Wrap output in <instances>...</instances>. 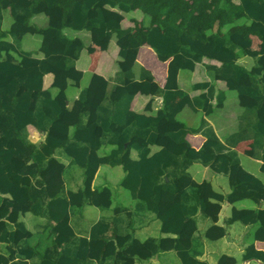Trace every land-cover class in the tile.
<instances>
[{
	"label": "trees",
	"instance_id": "obj_1",
	"mask_svg": "<svg viewBox=\"0 0 264 264\" xmlns=\"http://www.w3.org/2000/svg\"><path fill=\"white\" fill-rule=\"evenodd\" d=\"M234 1L0 0V264H131L134 259L149 261L166 250L161 238L141 241L131 234L130 219L123 222L118 217L120 210L112 220L98 221L88 236L76 234L71 219L86 204L101 210L113 205L110 188H93L103 165L123 168L122 186L138 202L136 212L154 214L161 222V233L176 236L171 241L181 264H208L201 259L204 238L218 241L226 235V229L218 225L222 203L250 200L264 205V183L246 171L234 149L250 142L246 155L264 162V0H238V6ZM99 6L124 14L138 12L143 19H134L135 25L126 28L116 20L106 21ZM95 9L97 16L92 17ZM6 11L13 19L7 32L3 30ZM41 14L48 18V27H32L30 20ZM64 29L85 31L92 40L106 43L114 37L119 48L116 84L107 85L93 124L89 122L102 80L99 74H92L80 90L68 121H60L68 110L69 86L80 88L84 75L76 68L84 42L65 35ZM27 34L41 36V58L23 49ZM253 37L260 46L252 54L254 66L248 69L239 63L238 50H249ZM142 46L168 63L166 83L154 94L163 100L155 114L132 110L135 97L151 95L154 82L144 68L136 78ZM205 58L221 64L210 67L209 75L214 81L219 76L236 92L242 109L238 130L225 140L206 119L197 130L177 119L187 106L210 117L226 100L210 82L198 84L196 90L201 93L194 98L181 89L179 73L193 71ZM47 75L53 76L49 88L45 87ZM31 126L45 133L43 142L30 140ZM99 127L101 136L96 134ZM61 129L67 131L66 138L55 135ZM162 130L166 144L154 151ZM200 133L206 140L194 151L188 136ZM104 146L112 149L102 156ZM197 162L226 175L231 192L219 194L208 184L201 196L197 187H185L183 180ZM70 166L83 170V183L76 191L66 192L64 174ZM162 192L181 193L180 201L164 214L160 211ZM199 213L210 226L204 234L184 237L186 227ZM28 214L42 219L39 225L35 222V230L22 221ZM241 221L256 225L259 214ZM127 236L124 247L119 248V239ZM243 257L264 264V251L254 243ZM216 264L238 262L222 255Z\"/></svg>",
	"mask_w": 264,
	"mask_h": 264
},
{
	"label": "crops",
	"instance_id": "obj_2",
	"mask_svg": "<svg viewBox=\"0 0 264 264\" xmlns=\"http://www.w3.org/2000/svg\"><path fill=\"white\" fill-rule=\"evenodd\" d=\"M101 8L103 15L106 21L116 20L118 21L123 27H131L134 24V19L141 21L143 18L138 14V12H133L129 14L120 13L116 10L110 9L105 6H99ZM92 17L97 16V10L95 9L91 13ZM33 35V34H30ZM78 37L82 39L85 45V49L83 50L80 58L76 62V68L83 72V79L81 81L80 88H76L74 86H69L68 88V110L61 115L60 121L62 123H66L69 117V111L73 106L74 101L78 98L79 92L82 88L86 87L88 84L92 74H99L102 76V80L100 86L97 91V96L94 100L91 117L89 124H93L96 122L97 119V109L99 104L102 102L106 90L107 85L110 84V87L115 85V76L118 73V68L115 67V64L119 62V48L116 42V39L112 37V39L106 43L104 41H94L91 39L90 34L85 31H79ZM254 45L256 47L260 46V41L258 38L253 37ZM257 49V50H258ZM257 50H248L247 55L253 54L254 51ZM42 57V54L39 58ZM221 64L217 61L210 60V59H203L201 63H197L195 69L193 71L183 70L179 73L178 82L182 90L187 92L191 98L197 97L201 91H197L196 87L198 84L203 82H210L214 85L216 93H224L226 95V100L222 105H219L215 113L210 117H205V115L201 111H195L191 107L187 106L177 117L178 122L184 126H186L190 130H197L201 127L202 122L206 119L209 124L213 127L217 135L221 140H225L231 134L235 133L239 127V116L242 113V109L240 108L239 101L237 94L234 91H231L228 88V85L223 79L216 77L215 81L210 77L209 70L210 67H219ZM141 68L148 70L154 77V82L152 84L151 95H137L132 103V110L136 113H143L145 111H149V113L155 114L159 109H161L163 105V100L161 97H156L155 91L158 87H163L166 83L167 79V69L168 63L162 62L154 50H152L148 46H142L138 52L137 57V64L135 67L136 78L139 79L142 75ZM198 71H204L206 74L205 78L206 81L203 82H196L195 75ZM52 75H47L45 78V87L49 88L53 82L51 79ZM86 80V82H85ZM52 81V82H51ZM51 83V84H50ZM119 93V90L114 93V97ZM236 98H234V96ZM237 101V102H236ZM167 129L170 126H165ZM170 130V129H169ZM67 131L65 129H61L59 132H55V135L60 138H66ZM96 134L101 136L102 129L99 127L96 130ZM29 135L30 140L33 143H41L45 139V133H41L37 131L34 127H29ZM190 144L192 146V150L198 151L203 144L205 143L206 138L200 134H190L188 136ZM138 139H135L137 141ZM167 135L164 130L161 131L157 141V147L155 150L163 147L166 144ZM250 142H243L240 143L234 149L238 151L241 156V163L242 166L251 173L252 175L256 176L262 180L258 173L264 174V162L258 159L251 158L246 155V151L249 149ZM135 155V153L133 154ZM243 157H246L248 160L246 162L247 167L244 165ZM122 168V167H121ZM102 167L98 170V173L93 182L94 187L99 173ZM123 169V168H122ZM125 175V174H124ZM225 179H227L228 184L229 180L228 177L224 174H217L212 171L209 167L203 166L201 163H194L189 169V177L183 180V184L185 187H197L199 189L200 195H204L207 185L210 184L214 191L222 195H228L231 192L230 185H226ZM123 181V180H122ZM69 184L70 187H77V189L81 186L82 180L78 179L76 182L72 178H70ZM65 183L66 192H68L69 186ZM80 184V185H78ZM122 185V183H121ZM113 195V192H112ZM181 193L180 194H171L169 192H162L161 194V202H160V211L164 214L168 211L171 206L180 201ZM113 200V199H112ZM246 201H240L235 204L229 203H222V210L219 215L218 225L222 226L226 229V235L224 238L218 241H210L211 243H219L218 247L213 246L209 243V240L202 242L203 245V255L202 260L207 262L208 264H216L219 258L222 255H230L233 256L237 260V256H242L241 264H262L259 261L254 260H244V252L246 248L251 245L255 244L256 248L259 250L264 251V205L263 204H256L252 201V206H246ZM116 210H120L118 212V217L122 216L124 221L128 223V217L130 219L131 225V234H133L137 239L141 241H145L148 238H161L165 240L166 250L162 252H175L173 249V244L171 239L175 238V235L171 234H162L161 233V222L156 217L153 218V215L149 213L143 214L140 211L136 212L135 202L128 203L124 207H117L113 205L110 209L101 210L100 208L90 206L86 204L82 211L76 213L71 220L73 227L76 231L78 236H88L91 232L93 226L100 221L102 218L112 220L116 217ZM257 212L259 214V222L255 224H244L241 219ZM82 214V215H81ZM22 221L26 223L30 230L36 229L37 225L41 224L42 219H34L32 215L28 214L22 218ZM88 221L89 226L86 228L85 231L82 230L83 223ZM144 221V222H143ZM159 221V222H158ZM36 222V223H35ZM122 222V223H123ZM155 229L152 230V227L155 223ZM240 222L244 225V228L240 233H235L234 227L235 223ZM230 223V224H229ZM75 224V225H74ZM202 226L206 228L208 226V221H206L202 215L199 213L195 221H191L188 226L186 227L185 231L183 232V236L190 238L196 232L202 230ZM130 227V226H129ZM40 230V227H38ZM124 231L127 229V226L122 227ZM83 232H86L87 235H81ZM147 232L149 235L147 236ZM81 233V234H80ZM145 235V237L140 238L139 236ZM128 240V236L125 238H120L118 241L119 248H123L126 241ZM15 257V253L12 255ZM238 262V260H237ZM171 264L170 258H162V255H157L149 261H140L134 259L131 264ZM238 262V264H240Z\"/></svg>",
	"mask_w": 264,
	"mask_h": 264
},
{
	"label": "rangeland",
	"instance_id": "obj_3",
	"mask_svg": "<svg viewBox=\"0 0 264 264\" xmlns=\"http://www.w3.org/2000/svg\"><path fill=\"white\" fill-rule=\"evenodd\" d=\"M234 4H236V6H238L239 5V1L235 0ZM4 17L5 18H4V22H3V30L7 32V31H9V29L11 27V24L13 23V19H12L11 15H10L9 11H6L4 13ZM245 21H247V20L244 19L243 20V24L245 23ZM29 23L34 28L45 29V28L48 27V18L45 15H43V14L36 15L30 20ZM64 34L69 36V37H72V38L79 36V35H77L78 32H75V31L70 30V29H64ZM7 40L11 41L12 38L10 36H8ZM40 44H41V36L40 35H36V34H34V35L27 34V35L24 36V38L22 40L23 49L25 51H28L29 53H31L33 55V57H35V58H39L40 55H41L40 50H39ZM250 49L251 50H257L258 49V47H256V45H254V41H253L252 47ZM246 52L248 53V50H246V51L238 50L239 63L241 65H243L244 67L250 69V68H252L254 66V59H253L252 54L247 55ZM117 64H118V62H117ZM117 64H115L116 68H118ZM205 76H206V74L204 73V71H198L197 74L195 75V77H196L195 81L196 82L206 81ZM51 79H53V77ZM45 80H46V78H45ZM85 82H86V80H85ZM235 94H236V92H235ZM67 96H68V91H67ZM233 96H234V98H236L235 95H233ZM111 149H112V147H110V146H104L102 148L100 154L102 156L108 155ZM63 160H64L63 163H65L66 165L69 164L68 160H66V159H63ZM247 160L248 159L246 157H243L244 165L246 167H247V164H246ZM101 167H102V169H101V171L99 173V177H98L94 187L96 189H102L104 187L110 188L111 191L113 192L114 206L124 207V206H126V204L132 203V202H135V206H136V204L138 202L136 200H134L132 195H131V193L129 191H127L126 189H124L123 186L121 185L122 180H123V178L125 176L124 175L125 174L124 170L120 166L112 167L110 165H103ZM258 175H259V177L262 180H264V174L258 173ZM70 178H72L74 180V182H76L78 179H81L82 183H83V170L81 168H79L78 166L67 167L66 172L64 174V181H65L66 184L67 183H69V184L73 183V182H70ZM225 182H226V185H229L227 179H225ZM82 183H81V185H82ZM69 184H67V185L69 186ZM78 185H80V184H78ZM77 187H70L69 186L68 190L69 191H76ZM246 206H252L251 202L250 201H246ZM76 210H78V209H76ZM149 214L153 215L151 213H149ZM153 218H156V217L153 215ZM205 220L208 221V226L206 228H204V226H202V230L198 231L201 234H204L206 229L211 224L209 220H207V219H205ZM82 223H83L82 230L85 231L86 228H88L89 223H88V221H85V222H82ZM156 224L158 225V223L156 222L153 225L152 230L155 229ZM243 228H244V225L242 223L236 222L235 223V227H234V231H235V233H240V231H242ZM81 235H87V233L83 232V234H81ZM148 235H149V232H147V236ZM83 237H86V236H83ZM139 237L143 238V237H145V235H141ZM206 240L207 239L204 238L203 242H205ZM207 242H208V240H207ZM209 243L211 245H213V246H216V247H218L220 245L218 242L214 244V243H211L209 241ZM158 255L159 256L162 255L163 259L170 258L171 259V264H181V261L178 258L177 254L175 252H173V251L172 252H165V253L161 252ZM237 260L240 263L242 261V256L241 255L237 256Z\"/></svg>",
	"mask_w": 264,
	"mask_h": 264
}]
</instances>
